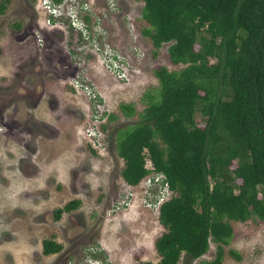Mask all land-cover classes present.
<instances>
[{"label":"rangeland","instance_id":"374dc122","mask_svg":"<svg viewBox=\"0 0 264 264\" xmlns=\"http://www.w3.org/2000/svg\"><path fill=\"white\" fill-rule=\"evenodd\" d=\"M5 1L0 14V264L157 261L153 243L163 231L157 211L143 208L142 188L131 195L124 191L123 161L109 133L135 119L121 116L117 105L131 102L141 110V94L157 84L154 69L176 71L182 65L168 59L169 43L155 49L141 34L147 26L140 17L142 1ZM82 15L88 26L83 35L77 28L84 26ZM103 43L127 59L126 79L117 80L105 66ZM106 114L116 118L108 120ZM89 124L98 125L99 144L92 145L85 131ZM71 198L79 200L77 206L55 215L54 209ZM230 222L233 231L221 264H264V222L257 217ZM44 238L61 248L43 255ZM213 256L210 242L190 264ZM184 259L182 253L177 264Z\"/></svg>","mask_w":264,"mask_h":264},{"label":"trees","instance_id":"16d2710c","mask_svg":"<svg viewBox=\"0 0 264 264\" xmlns=\"http://www.w3.org/2000/svg\"><path fill=\"white\" fill-rule=\"evenodd\" d=\"M135 1L147 24L141 34L155 49L169 43L168 59L182 65L154 69L157 84L141 94V110L117 105L135 119L109 133L126 184L158 172L170 191L157 209L158 260L137 264H177L182 253L190 264L210 242L213 258L198 263L221 264L231 220L264 222V0ZM78 202L65 201L55 215ZM41 246L43 255L61 248L50 238Z\"/></svg>","mask_w":264,"mask_h":264},{"label":"built area","instance_id":"2783aa9c","mask_svg":"<svg viewBox=\"0 0 264 264\" xmlns=\"http://www.w3.org/2000/svg\"><path fill=\"white\" fill-rule=\"evenodd\" d=\"M47 7V6H46ZM48 8V7H47ZM53 12V11H51ZM75 19H77L75 17ZM75 19H71V24L72 26H74V21ZM75 28V27H74ZM78 30H80L81 34H84V30H85V26H81L79 25ZM81 29H83L81 31ZM97 50H99V47L96 46ZM101 56L103 58V60H105L104 64L107 67L108 70H110L112 73H114V75H116V79L117 80H123L126 79L127 77L125 76V74L127 73V68H128V62L127 59L125 58V56L121 53H116L114 52L111 48H104L101 52ZM107 115V114H106ZM97 116V115H96ZM95 114L93 115V117L96 119ZM87 135L91 136L90 139L94 140V142L98 143V140L96 138V136L98 134H100V130L98 128V125H91L90 127H88L86 130ZM94 136V137H93ZM162 174L158 173V172H152L151 174L145 176L144 178H142L140 181H138L136 184L130 185V184H126L125 183V190L126 192H128L130 195L132 194L134 189H138V188H142L143 193L142 194V198H143V208L146 211H157L159 204L168 198V196L170 195V191L167 189V186L165 183H162ZM159 185L156 188V193L152 195L151 198H149V196H151V191L153 190L154 186ZM152 189V190H151ZM151 190V191H150Z\"/></svg>","mask_w":264,"mask_h":264},{"label":"flooded vegetation","instance_id":"af4514ba","mask_svg":"<svg viewBox=\"0 0 264 264\" xmlns=\"http://www.w3.org/2000/svg\"><path fill=\"white\" fill-rule=\"evenodd\" d=\"M105 3H107V2H105ZM108 6L110 7V8H113V4L111 3V2H109L108 3ZM77 8L79 9V10H83V11H86V9H85V7H83L81 4H79L78 6H77ZM1 14V13H0ZM81 17V19L83 20L82 21V23L84 24V26H85V28L87 27L88 28V26H87V24L86 23H84V20H86L87 18H86V15H82V16H80ZM75 29V28H74ZM96 33H97V36L99 37H101V39H103V36H102V32L99 30V29H96ZM102 45H105V47L106 48H110V46H109V44L108 43H103ZM101 46V45H100ZM103 50V49H102ZM94 115V113L92 114V116ZM96 115V114H95ZM108 116V115H107ZM91 126V124H89L87 127H86V129L88 128V127H90ZM85 129V130H86ZM94 137V136H93ZM91 140V139H90ZM92 141V145H93V142H94V140L92 139L91 140ZM99 144V143H98ZM125 183V182H124ZM41 243H42V240H41Z\"/></svg>","mask_w":264,"mask_h":264},{"label":"clouds","instance_id":"9594fccd","mask_svg":"<svg viewBox=\"0 0 264 264\" xmlns=\"http://www.w3.org/2000/svg\"><path fill=\"white\" fill-rule=\"evenodd\" d=\"M72 19V18H71Z\"/></svg>","mask_w":264,"mask_h":264}]
</instances>
